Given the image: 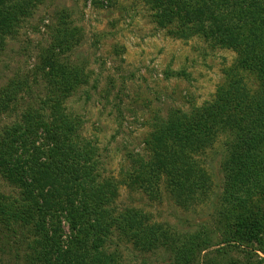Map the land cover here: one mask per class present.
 <instances>
[{
  "label": "trees",
  "instance_id": "1",
  "mask_svg": "<svg viewBox=\"0 0 264 264\" xmlns=\"http://www.w3.org/2000/svg\"><path fill=\"white\" fill-rule=\"evenodd\" d=\"M41 1L0 0V53ZM148 3L159 27L187 40L203 36L238 59L214 101L156 125L147 142L151 155L134 159L132 184L152 196L165 183L181 208L197 207L214 186L200 158L223 139L221 215L199 230L177 232L137 210L121 211L115 185L101 181L97 149L63 106L84 76L48 62L41 110L29 108L0 132V176L19 191L11 202L0 197V216L21 221L32 235L30 264H115L109 248L116 237L143 254L166 252L167 264H264V219L249 210L264 196V0ZM57 42L69 46L73 38L61 32ZM16 98L0 101V116Z\"/></svg>",
  "mask_w": 264,
  "mask_h": 264
},
{
  "label": "rangeland",
  "instance_id": "2",
  "mask_svg": "<svg viewBox=\"0 0 264 264\" xmlns=\"http://www.w3.org/2000/svg\"><path fill=\"white\" fill-rule=\"evenodd\" d=\"M154 14L148 0H42L0 53V101L17 96L0 116V132L29 108L41 110L48 62L79 71L85 80L63 106L81 121V137L97 149L101 181L115 185L120 210H137L151 223L191 232L221 215L223 139L200 158L214 184L210 198L190 209L174 202L165 183L156 195L140 191L131 181L132 164L151 155L147 142L156 125L214 101L238 55L200 35L183 39L172 27H159ZM61 32L73 43L57 45ZM242 76L254 88V78ZM0 197L19 198L1 176ZM249 210L264 219V196ZM32 238L21 221L0 216V264H30ZM109 250L115 264H167L171 258L164 251L140 253L119 237Z\"/></svg>",
  "mask_w": 264,
  "mask_h": 264
}]
</instances>
